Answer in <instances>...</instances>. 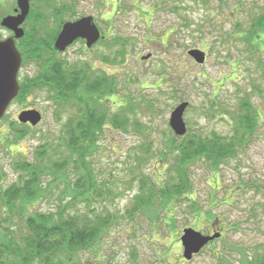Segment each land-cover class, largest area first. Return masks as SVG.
I'll list each match as a JSON object with an SVG mask.
<instances>
[{
  "label": "rangeland",
  "instance_id": "1",
  "mask_svg": "<svg viewBox=\"0 0 264 264\" xmlns=\"http://www.w3.org/2000/svg\"><path fill=\"white\" fill-rule=\"evenodd\" d=\"M78 6L83 15H99L114 7L104 5L102 0L83 1ZM120 6L109 15L110 22L103 24L113 35L102 43L88 49L78 41L57 52L48 46L52 39L54 45L56 36L35 39L40 46L39 57H27L31 47L23 49L24 63L19 73L22 84L34 80L49 61L73 64L85 59L114 80V94L104 97L112 111L128 106L130 99L136 105L135 114L130 113L129 118H137L141 130H135L133 124L128 125V131L109 126L98 141L93 165L102 194L90 204L98 213L118 214L119 221L98 245L100 259L89 251L82 253V259H91L94 264L255 263V256L264 253V30L250 41L247 37L253 18L264 11V0H121ZM6 35L0 29V36ZM113 36L127 39L124 60L120 57L117 64L102 57L106 54L114 58L117 47L106 48L114 41ZM193 48L206 52L203 64L188 54ZM50 94L38 89L19 96L0 119V232L15 230L17 224L12 220L18 226L21 222L18 209H9V213L3 210L7 204L1 198L3 191L18 180L20 172L14 164L33 159L42 145L50 158L65 153L60 146L64 125L76 111L70 105H58ZM244 99L254 104L259 118L257 131L245 146L238 147L233 157L217 167L202 158L187 164L191 189L174 203L172 220L171 209L156 218L137 210L140 182L137 174L133 179L130 169L137 163L135 156L143 155V144L144 153L151 149L153 157L140 165V170L153 179L167 177L166 165H172L177 152L166 164L158 152L169 138L165 134H172L171 111L187 100L190 105L184 119L188 130L206 136H230ZM33 108L42 113V121L36 126L19 122V113ZM14 127L26 134L19 138ZM147 142L151 144L145 146ZM133 169L138 171V167ZM74 177L70 173L69 178ZM49 178L45 181V197L28 206L26 213L57 207L66 186L61 180L52 187ZM105 185L112 193H107ZM77 204L83 211L90 207L87 201ZM186 227L222 234L187 259L180 240Z\"/></svg>",
  "mask_w": 264,
  "mask_h": 264
},
{
  "label": "trees",
  "instance_id": "2",
  "mask_svg": "<svg viewBox=\"0 0 264 264\" xmlns=\"http://www.w3.org/2000/svg\"><path fill=\"white\" fill-rule=\"evenodd\" d=\"M262 30L264 11L253 18L247 39L250 41L258 37ZM126 40L115 36L114 41L106 46L109 49L117 47L114 58L109 59L108 55L103 54V60L117 64L121 57L123 61ZM37 42L35 40L27 57H39L40 46ZM51 42L48 46L52 51L59 52ZM46 65L45 70L39 72L34 80L28 79L21 84L18 97L46 89L58 105H70L76 112L65 122L60 144L65 153L60 158H50L45 145H42L33 159L25 158L14 164V169L20 172L18 180L3 191L1 198L7 204L3 206L5 212L9 213V209L19 210L17 216L21 222L18 226L12 220L13 225L17 224L15 230L0 232V264H83V261L84 264H94L91 259H82V253L89 251L100 259L98 245L112 233L113 226L119 221L118 214L108 211L98 213L90 204L95 196L102 194L93 165L98 141L106 127L128 131V125L133 124L138 131L142 129V124L137 118L130 121L129 114L136 112L132 99L128 106H121L118 110L112 111L107 105L104 97L114 94L115 82L103 69L96 68L85 59L73 64L66 60L49 61ZM236 117L234 133L230 136L217 133L206 136L190 130L183 136L176 135L173 130L172 134L166 133L169 138L158 152L161 162L166 164L168 158L177 153L172 165H166L168 175L164 180L153 179L140 170V165L153 157L151 149L144 153L142 144L143 155L135 156L138 164L134 167H138V171L134 167L130 169L134 173L133 179L137 174L140 182L135 208L155 218L160 212V215H166L171 209L169 219L172 220L174 203L191 189L187 164L202 158L217 167L227 158L233 157L238 147H244L246 140L257 131L258 110L249 100L242 101L240 113ZM14 130L19 138L26 134L23 129L17 130L14 127ZM149 144L147 142L145 146ZM70 173L75 175L73 179L69 178ZM48 177L52 187L58 186L61 180H64L66 186L59 195L57 207L50 211L27 210L29 213H26L28 206L45 197V181ZM105 188L108 194L112 193L107 185ZM65 196L68 197L67 201H64ZM79 201H87L90 207L81 210L77 204ZM156 206L159 208L156 209ZM2 222L0 219V224ZM254 260L255 263L246 260L244 264H264V253L255 256Z\"/></svg>",
  "mask_w": 264,
  "mask_h": 264
},
{
  "label": "water",
  "instance_id": "3",
  "mask_svg": "<svg viewBox=\"0 0 264 264\" xmlns=\"http://www.w3.org/2000/svg\"><path fill=\"white\" fill-rule=\"evenodd\" d=\"M15 17H6L3 21L4 25L14 27L17 22ZM16 37L23 35L22 29L15 27ZM83 38L86 40L88 47H91L100 38V32L96 27L93 17L86 16L73 22H66L56 37L54 46L59 51H65L76 39ZM188 54L199 63L206 61V52L200 48H193ZM146 56L145 58H147ZM22 63V55L16 47L15 39L9 37L0 40V119L5 115L6 110L18 95L20 84L18 82V72ZM189 105V101L180 102L170 113L169 125L176 135L183 136L187 133L188 127L184 119V113ZM21 123L29 122L32 126H36L42 120V113L38 109H25L18 115ZM220 231L213 234H204L200 230L193 227H186L180 237L184 248L183 255L187 259H191L210 241L219 238Z\"/></svg>",
  "mask_w": 264,
  "mask_h": 264
},
{
  "label": "flooded vegetation",
  "instance_id": "4",
  "mask_svg": "<svg viewBox=\"0 0 264 264\" xmlns=\"http://www.w3.org/2000/svg\"><path fill=\"white\" fill-rule=\"evenodd\" d=\"M83 1L89 0H0V29L7 34L5 38L0 36V40H4L8 37H13L15 39L16 47L22 55L20 70L24 63V51L33 46L34 40L38 38L51 39L54 36L57 37L66 22H73L86 16H92L100 32V38L91 47L102 43L104 39H108L109 35H113V32L109 34V26L107 27L103 24L107 25V22H110L111 17L109 15L114 13V7H121V0H119V2H116V0H102L104 5L107 6L109 4L114 7L111 8L110 11L104 10L99 15H83L82 8L78 6ZM117 12H119V10H117ZM6 17H15L14 19L19 23L14 25V27L4 25L3 21ZM15 27L18 30L22 29L23 35L21 37H16ZM78 41H83L88 49L91 48L87 46L85 39L78 38L74 42ZM23 49L25 50L23 51ZM19 73L18 80L20 77ZM25 124L30 125L29 122ZM214 232H216V230L207 234L211 235Z\"/></svg>",
  "mask_w": 264,
  "mask_h": 264
}]
</instances>
